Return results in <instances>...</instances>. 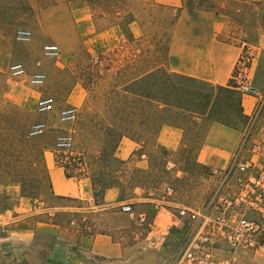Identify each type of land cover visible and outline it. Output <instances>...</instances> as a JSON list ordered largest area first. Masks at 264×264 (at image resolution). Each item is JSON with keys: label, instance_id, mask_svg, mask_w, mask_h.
<instances>
[{"label": "rangeland", "instance_id": "rangeland-1", "mask_svg": "<svg viewBox=\"0 0 264 264\" xmlns=\"http://www.w3.org/2000/svg\"><path fill=\"white\" fill-rule=\"evenodd\" d=\"M64 1L72 2L73 6L79 0ZM87 1L95 5V20L99 22L102 18V26L108 21L117 23L126 35V23L130 19L136 18L144 26L149 24L150 28L161 20H173L172 13L155 7L153 0ZM184 1L189 10L196 11L211 4L209 0ZM60 3L62 0H0V230L15 235L13 239L0 242V264H60L69 251L77 249L80 237L87 239L83 246L88 245L93 230V217L88 213L83 214L85 221H79L77 213L53 211L59 208L74 209L82 202L78 199H56L51 195L38 149L33 150L32 144L22 143L23 138L41 143L46 152L63 161L62 168L66 174L90 186L96 200L101 199L107 185H119L120 199L123 200L132 194L133 188L151 181L157 185H170L183 204L197 210L209 198L214 186L210 169L197 162L212 119L197 125L188 113L181 111L173 114L172 109L160 112L156 104L127 93L125 90L143 92L147 90V84L146 77L139 80L136 86L127 83L131 75L138 71H133V67L126 64V49L92 57L83 46L70 47L72 50L67 53L60 50L61 56L56 61L43 57L42 46L45 43L58 46L59 42L67 47L73 46L65 31L59 29L64 25L56 24L55 17L59 13L50 10ZM241 8L244 14L234 18L245 27L248 35L250 32V39H254L260 29L264 32V0ZM196 15L194 13L195 18ZM19 27L32 32L29 44L15 43L14 31ZM14 62L22 63L29 73H45L44 87L35 91L27 86L13 88L6 85L7 68ZM253 76L264 86V55L258 65L253 61ZM76 84L83 90L84 101L80 106H75L77 120L72 126L59 124L56 112L49 115L37 113L36 101L39 96H52L59 108ZM192 85L194 89L206 90V87ZM24 96L27 98L25 105L20 102ZM153 112L154 117L151 115ZM40 121L47 122L50 129L42 136L28 138L30 126ZM162 121L178 123L185 128L183 146L173 157L175 168L167 170L163 161L155 157L151 171L141 173L132 162L121 165L113 160L112 152L121 132L130 133L144 146L145 152L150 151L157 126ZM70 129L73 132V145L70 152L64 155L54 148V142L58 134ZM22 194H30L41 210L51 211L41 215L40 222L45 226L40 227L34 236L31 218L30 225L25 228L29 235L24 241L16 237L18 227L14 223L20 216L17 209ZM6 212L11 213L10 219L4 216ZM154 227L155 224L148 225L149 230ZM0 233L1 238L6 235L5 232ZM172 239L174 245H170L165 264H174L183 241L182 231L173 229ZM11 240H14L17 258L10 252ZM54 248L55 253L45 262L49 249ZM95 264L104 263L97 261Z\"/></svg>", "mask_w": 264, "mask_h": 264}, {"label": "crops", "instance_id": "crops-1", "mask_svg": "<svg viewBox=\"0 0 264 264\" xmlns=\"http://www.w3.org/2000/svg\"><path fill=\"white\" fill-rule=\"evenodd\" d=\"M255 1L257 0H209L211 3L209 7L196 11L189 10L184 0H153L155 7L171 12L173 20L171 22L161 20L159 24L150 28L149 24L144 26L136 18L130 19L126 23L127 35L117 23L108 21L102 26V18L99 22L95 20L93 10L95 5L87 0H79L73 6L72 2L62 0L58 7L52 6L50 10L59 13L58 17H55L56 24L64 25L59 29L65 31V36L73 42V46L69 47L58 42L62 52L67 53L72 47L83 46L92 57H95L126 49L128 55L126 64L133 67V71H138L131 75L127 83L137 82L156 71H164L212 86L234 87L233 78L241 55L250 51L254 56L255 65H258L264 55V32L260 29L254 39H250V32L248 35L245 27L234 18L244 14L242 6L251 5L253 2L255 4ZM194 13L197 14L196 18ZM46 44L51 43L44 45ZM253 86L259 90L264 89V86L255 79ZM40 97L42 96H39L37 101ZM240 98L244 121L234 128L212 123L199 150L197 162L210 171L226 166L249 122L255 99ZM26 99L24 96L20 102L25 105ZM83 101V90L76 84L65 97L63 106L57 108L55 102L56 117L61 109L67 106L78 107ZM58 104L61 105L59 101ZM158 108L160 112L164 109H172L173 114L181 112L173 108L160 106ZM255 122L254 136L259 137L264 134V107ZM194 123L199 125L200 122ZM184 134L185 128L181 124L174 122L159 124L151 150L146 152L144 146L137 140L122 136L112 152V158L121 162V165L132 162L135 169L141 173H148L152 169L153 159L157 157L166 166L169 164L166 168L170 170L175 168L173 157L183 146ZM55 159L52 153L44 152L51 195L61 200L78 199L82 204L74 209L59 208L53 211L77 213L79 221L86 220V217H83L85 213L93 217V230L88 245L83 246L87 239L80 237L77 249L69 251L60 264H95L97 261L104 264L166 263L170 245H174L172 230L175 228L171 227L175 212L174 204H183L175 196L173 187L149 181L133 188L132 194L121 200V187L115 185L105 189L101 199L96 200L91 194L90 186L79 181L77 177L67 175L65 169L58 166ZM166 187L173 189L171 196L165 193ZM18 200L17 210L20 216L14 220L15 226L18 227L16 237L24 241L29 235L25 228L26 225H30L31 218L34 236L40 227L45 226L40 222L41 215L51 211L41 210L35 199L19 196ZM123 204H130L132 212H121L120 206ZM4 216L9 218L12 215L6 212ZM102 221H105L104 224ZM149 224H155L153 230H149ZM0 232L6 233L0 237V242L3 239L15 238L13 233L2 229ZM11 243L10 252L17 258V249L13 247L14 240H11ZM54 253L55 248L49 249L45 262Z\"/></svg>", "mask_w": 264, "mask_h": 264}, {"label": "built area", "instance_id": "built-area-1", "mask_svg": "<svg viewBox=\"0 0 264 264\" xmlns=\"http://www.w3.org/2000/svg\"><path fill=\"white\" fill-rule=\"evenodd\" d=\"M13 37L15 43L26 45L32 40V32L19 27ZM42 55L56 61L61 51L56 44H46ZM253 61L250 51L241 55L233 78L240 97L255 99L239 144L223 169L211 170L213 190L199 209L174 204L171 227L182 231L183 237L174 264H264V134L254 136L255 121L264 107V91L253 86ZM5 82L13 88L27 86L39 91L46 83V75L29 73L22 63L14 62L7 68ZM54 108L55 100L50 96L40 97L36 104L39 115H49ZM76 120L77 109L73 106L61 109L57 115L62 125L72 126ZM49 129L47 122L33 123L27 137L37 138ZM72 145L71 129L55 138L54 148L64 155ZM56 163L63 166L61 160L56 159ZM165 193L171 196L173 189L166 187ZM120 210L131 213L132 207L123 204Z\"/></svg>", "mask_w": 264, "mask_h": 264}, {"label": "trees", "instance_id": "trees-1", "mask_svg": "<svg viewBox=\"0 0 264 264\" xmlns=\"http://www.w3.org/2000/svg\"><path fill=\"white\" fill-rule=\"evenodd\" d=\"M145 81L147 90L143 92L125 91L134 98L145 99L150 104L154 103L158 107L173 108L188 113L191 115L193 122L199 121L200 124L212 119L211 124L216 122L234 128L238 127L245 119L241 107V98L234 87L212 86L205 82L168 74L164 71H156L149 74L145 78ZM137 82H134V86H136ZM192 84L206 87V90L200 88L194 89ZM151 115L154 117V112ZM163 123L168 122H162L160 125ZM122 136L133 138L128 132H121L119 139ZM22 143L30 146L32 144L33 150L38 149V157L43 165L46 180L49 182L44 161L45 147L41 143L27 141L24 138ZM113 160L121 164V162ZM114 186L112 184L107 185L104 189ZM22 196L33 198L30 194H22Z\"/></svg>", "mask_w": 264, "mask_h": 264}]
</instances>
